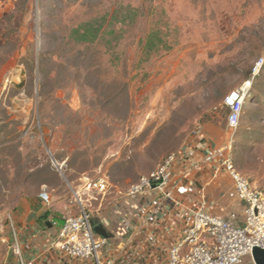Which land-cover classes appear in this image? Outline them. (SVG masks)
<instances>
[{"label":"rangeland","instance_id":"rangeland-1","mask_svg":"<svg viewBox=\"0 0 264 264\" xmlns=\"http://www.w3.org/2000/svg\"><path fill=\"white\" fill-rule=\"evenodd\" d=\"M205 126L264 193V0H0V264L29 211L77 215L70 188L106 177L94 225Z\"/></svg>","mask_w":264,"mask_h":264},{"label":"crops","instance_id":"crops-1","mask_svg":"<svg viewBox=\"0 0 264 264\" xmlns=\"http://www.w3.org/2000/svg\"><path fill=\"white\" fill-rule=\"evenodd\" d=\"M222 140L220 132L205 126L169 166V189L185 187L186 195L173 193L168 200L163 193L148 192L140 199H128L94 222L95 234L108 240L105 257L116 259L115 264H167L169 248L182 240L191 210L202 201L210 213L223 219L234 213L232 223L241 228L243 205L235 199L231 180L223 173L215 175V163L205 162L215 149L225 146ZM42 217L29 211L16 223L7 237L9 243L18 241L22 255L16 259L10 251L4 264H93L65 257L54 244L55 230ZM240 264L254 263L251 256H245Z\"/></svg>","mask_w":264,"mask_h":264},{"label":"built area","instance_id":"built-area-1","mask_svg":"<svg viewBox=\"0 0 264 264\" xmlns=\"http://www.w3.org/2000/svg\"><path fill=\"white\" fill-rule=\"evenodd\" d=\"M261 64H256V72ZM241 90L232 91L223 100V106L228 110L227 127L230 132L239 126L246 94ZM177 156H169L154 171L131 184L127 191L128 199H140L153 191L163 193L168 200L173 193L186 195L188 189L185 187H168L172 178L169 166ZM205 162L215 163V175L223 173L231 180L235 199L243 205L244 224L236 228L232 223L236 217L234 213L223 219L210 213L204 201L200 202L190 212V224L184 230L182 240L169 248L167 264H240L245 256H251L254 248L264 249V193L236 171L230 144L215 149ZM80 182L78 188H70L79 208L78 214L48 221L55 230L54 244L70 259L91 261L93 264H115L116 259L103 254L108 240L94 233V225L82 199L84 193L105 195L111 184L106 177H83ZM39 199L44 205H49L45 192L39 194ZM8 246L12 255L19 259L22 250L18 241L15 239Z\"/></svg>","mask_w":264,"mask_h":264},{"label":"water","instance_id":"water-1","mask_svg":"<svg viewBox=\"0 0 264 264\" xmlns=\"http://www.w3.org/2000/svg\"><path fill=\"white\" fill-rule=\"evenodd\" d=\"M94 233H98V229H94ZM251 258L254 264H264V249L254 248Z\"/></svg>","mask_w":264,"mask_h":264},{"label":"trees","instance_id":"trees-1","mask_svg":"<svg viewBox=\"0 0 264 264\" xmlns=\"http://www.w3.org/2000/svg\"><path fill=\"white\" fill-rule=\"evenodd\" d=\"M89 28H90V26H89V24H87V25H85V27H84V29H83V35H82V37H81V39H82V41L83 42H89L91 39L88 37V35H89ZM79 31V30H78ZM92 32V31H91ZM250 89H251V87H250ZM249 92L250 91H248V93L247 94H249ZM249 181V180H248ZM250 182V181H249ZM251 183V182H250ZM47 217V215H43V217H42V219L43 218H46ZM49 223V222H48Z\"/></svg>","mask_w":264,"mask_h":264},{"label":"bare ground","instance_id":"bare-ground-1","mask_svg":"<svg viewBox=\"0 0 264 264\" xmlns=\"http://www.w3.org/2000/svg\"><path fill=\"white\" fill-rule=\"evenodd\" d=\"M248 87H249V85H248ZM248 87H247V88H248ZM241 91L245 93V91H244L243 89H242Z\"/></svg>","mask_w":264,"mask_h":264}]
</instances>
